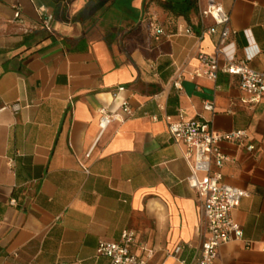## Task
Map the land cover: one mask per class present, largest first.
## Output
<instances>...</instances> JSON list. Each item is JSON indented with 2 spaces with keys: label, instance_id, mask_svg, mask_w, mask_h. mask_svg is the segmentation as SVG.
I'll return each mask as SVG.
<instances>
[{
  "label": "crops",
  "instance_id": "1",
  "mask_svg": "<svg viewBox=\"0 0 264 264\" xmlns=\"http://www.w3.org/2000/svg\"><path fill=\"white\" fill-rule=\"evenodd\" d=\"M184 1L0 0V264H111L99 242L125 230L137 236L135 253L141 243L155 250L148 264H178L179 247L180 260H196L201 202L168 132L180 115L244 130L259 148L222 144L223 183L248 195L232 213L243 240L223 246L215 264H264V98L252 105L223 71L249 53L250 68L264 71V0H220L232 33L216 81L194 73L222 27L203 35L215 26L202 17L207 0H193L186 17L164 8ZM153 24L166 33L160 42ZM179 73L182 90L172 85ZM124 101L133 116L100 137L99 110L121 115ZM15 104L18 112L5 109Z\"/></svg>",
  "mask_w": 264,
  "mask_h": 264
},
{
  "label": "built area",
  "instance_id": "2",
  "mask_svg": "<svg viewBox=\"0 0 264 264\" xmlns=\"http://www.w3.org/2000/svg\"><path fill=\"white\" fill-rule=\"evenodd\" d=\"M203 19L210 18L215 26L208 28L203 35H217L218 27H222L220 42L212 55L200 53L198 56L199 69L194 76L216 81L219 67V58L224 54L226 42L231 36L230 14L225 10L220 0H207L206 7L202 10ZM14 18L22 23L21 10L15 11ZM53 17L47 15L44 20V28L50 30ZM154 40L160 42L166 35L164 29L152 25ZM186 34H192L188 28ZM249 50V49H247ZM256 54H247L245 60H229L224 72L240 78V89L249 96V103L257 105L264 98V71H255L249 63ZM183 74L179 73L173 80V86L182 90ZM5 109L18 112L20 106L15 104ZM204 110L215 112L213 102H205ZM133 116V110L127 101L121 104V115L110 112L106 108L99 110L100 137L114 122H123ZM157 121V118H153ZM168 132L173 142L182 148L184 159L190 164L191 172L186 179L188 186L194 190L200 199L203 223V241L196 260L188 263L179 259L182 248L175 250L174 257L178 264H215L219 250L234 241H242L244 232L242 226L232 216L234 210L239 208L241 201L248 195L245 190L223 183V168L230 158L223 152L222 144L228 143L244 147L249 153L259 152L246 131L237 130L229 133L215 131L212 126L204 122L187 121L183 115L179 120L168 122ZM88 172V171H87ZM137 236L131 230H125L118 242H106L101 240L97 248V254L106 257L111 264H148L154 257L155 250L146 243L140 244V254L135 253ZM250 247V243H246Z\"/></svg>",
  "mask_w": 264,
  "mask_h": 264
},
{
  "label": "trees",
  "instance_id": "3",
  "mask_svg": "<svg viewBox=\"0 0 264 264\" xmlns=\"http://www.w3.org/2000/svg\"><path fill=\"white\" fill-rule=\"evenodd\" d=\"M193 3H194L193 0H188L184 2L167 3V4H164V8L172 12L174 15L186 17L187 12L191 10L193 7H196L195 4Z\"/></svg>",
  "mask_w": 264,
  "mask_h": 264
}]
</instances>
